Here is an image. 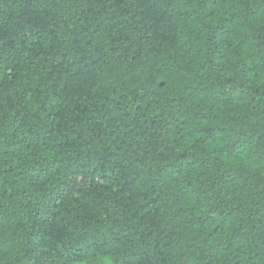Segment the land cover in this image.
<instances>
[{
  "label": "trees",
  "instance_id": "trees-1",
  "mask_svg": "<svg viewBox=\"0 0 264 264\" xmlns=\"http://www.w3.org/2000/svg\"><path fill=\"white\" fill-rule=\"evenodd\" d=\"M0 264H264V0H0Z\"/></svg>",
  "mask_w": 264,
  "mask_h": 264
}]
</instances>
